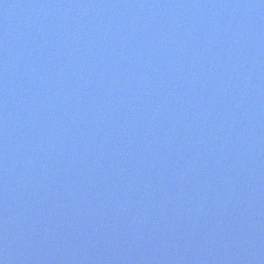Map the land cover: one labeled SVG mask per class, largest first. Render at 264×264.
<instances>
[{
	"label": "water",
	"instance_id": "water-1",
	"mask_svg": "<svg viewBox=\"0 0 264 264\" xmlns=\"http://www.w3.org/2000/svg\"><path fill=\"white\" fill-rule=\"evenodd\" d=\"M165 1L166 5H171L177 0ZM111 3L126 5L125 0H0V117L14 114L6 120L7 124H12L14 132L9 134L4 131V124L0 127V264H30L24 259L30 255H33L31 261L36 263L43 261V257H53L52 261L45 258L46 264H264V224L259 214V210L264 209V174L259 173L248 181H237L236 172L231 171V167L220 169L217 166L220 162L215 156L217 152H209L211 149L208 148L206 153L192 150L196 172L204 178L210 175L212 181L205 179L206 185L197 179L192 202L199 203L201 208L186 207L188 209L174 221L167 202L156 200L152 173L148 171L154 169L157 175L163 176L171 170L175 172L172 177L189 172L188 164L192 162L189 150L184 151L185 156L175 152L177 149H188L190 143L185 136L182 141L179 138L170 141L172 135L169 129L173 125L169 119L171 104H162L164 112L153 117L149 115L145 101L136 95L146 91L158 94L164 83L160 77L169 81L168 84L171 81L180 82L179 86L164 89L170 90V96L173 95L175 100L191 93L184 91L186 87L181 79H193L198 87L209 89L214 77L209 61L215 63L219 59L224 63L221 64L223 69L232 64L235 67L251 64L240 60L234 51L245 42V37L222 43L221 38H217L215 43H211L218 47L217 53L201 52V44L190 46L187 51L183 43L186 37L179 32L174 36L178 37L176 41L174 37L164 41L167 39V28L171 25L178 29V25L170 19L157 21L158 18L153 17L151 24H156H145L143 27L152 30L149 39L157 35L159 39H164L163 42H156L150 48L147 59L143 58L145 53L142 57L137 55L131 59L129 55L123 56L124 46L126 44L125 53L136 52L138 30L129 25L133 23V17L129 18V22L124 18L137 15V11L122 6L119 21H124L116 26L111 23L113 8L107 6ZM163 3L164 0L154 3L141 0L139 9H161ZM178 3L180 11L191 9L187 0H178ZM122 33H125L123 38ZM259 42L264 45L262 40ZM138 50L144 51L142 48ZM184 53L186 56L179 59ZM242 53L257 54L254 49L247 50L246 46ZM263 53L264 46L258 52L262 54L260 59L264 58ZM166 55L176 61L174 64H161L156 73L162 75L144 76L148 78L146 84L144 78L129 76L131 69L138 70L144 65L156 69L159 64L155 63ZM116 57L118 62L115 63L113 58ZM35 64H40L41 69H37L40 71H34ZM67 64L74 65L72 73L66 70ZM85 64L91 66L87 69ZM115 64L124 65L118 80L110 78V70ZM177 69L179 74L173 73ZM255 70L253 72L258 74L259 70ZM81 74L96 76L95 81L86 77L80 82ZM60 76L67 79L63 86ZM247 76L257 77L252 73ZM132 82L139 85L136 90ZM39 83L48 88L39 86L40 90H49L53 95L50 99L52 104H48L42 116H55L54 120L62 117L61 123L48 127L50 121L42 125L36 119L30 130L19 135L15 131L20 132L21 129H15V124L28 117L29 113L34 114V108L45 100L41 91H37L38 98L35 100L29 91L25 93L24 88ZM154 84L158 87L155 88ZM215 90L217 92L218 89ZM60 92L74 94H66V98L55 95ZM90 92L95 94L92 96ZM90 97L94 102L86 104V98ZM232 99L229 98L228 103L231 104ZM65 106L71 110V115L63 120ZM215 108L208 112L212 113ZM125 127H130L132 132H127ZM62 129L74 136L69 138ZM13 140L16 144L23 142L25 148L14 145L9 149L8 144ZM156 143L167 145L170 156L165 153L160 155L161 150ZM49 148L55 151L58 148V151L51 156L47 152ZM22 152L24 157L19 161L17 155ZM62 152L65 156H61ZM74 153L83 160L76 174L84 176L88 169L93 176L80 178L83 181L79 183L84 189L82 192L72 190L73 185L63 189L64 182L73 180V177L77 180L72 172L77 162L69 157ZM111 154L114 159L122 158L123 162L129 159L137 161L122 167L112 166ZM67 163L65 168L68 170L62 172L60 166L64 168ZM209 165H214L210 171ZM48 169L53 178L45 177ZM67 174L70 175L65 176ZM85 178L92 180L86 183ZM47 179L55 182L60 193L45 188ZM141 185H145L142 193L145 195L149 190L150 194L138 199L134 207L127 208V200L139 192L137 187ZM8 187H11V192L5 193ZM184 188L181 184L173 186L168 194L173 191L177 194L170 196L169 200L185 198ZM86 189L90 191L85 193ZM107 203L116 208L103 217L101 213L93 212L95 207H105ZM174 208L175 205L171 204V209ZM139 215L143 220L133 222ZM103 220L107 229H104ZM115 221H120L123 226L132 222V226L121 237L128 242L119 243L115 256L111 257L117 230L123 228L117 227ZM67 225L71 231L65 234L64 227ZM131 233L135 236H130ZM72 239L79 243L75 242L73 248L66 247L64 244ZM51 240H54L52 245ZM96 244L104 253L99 263L91 258ZM142 245L144 257L136 248ZM57 253L60 255L54 257ZM158 256L161 261L155 259ZM163 256L169 262L162 261ZM172 259H179V263H172Z\"/></svg>",
	"mask_w": 264,
	"mask_h": 264
}]
</instances>
